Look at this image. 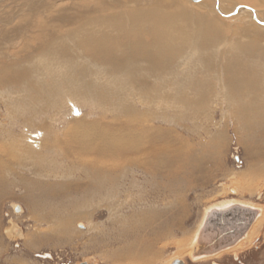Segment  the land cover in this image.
<instances>
[{
    "label": "rangeland",
    "instance_id": "rangeland-1",
    "mask_svg": "<svg viewBox=\"0 0 264 264\" xmlns=\"http://www.w3.org/2000/svg\"><path fill=\"white\" fill-rule=\"evenodd\" d=\"M0 1L10 8L9 12L0 8V59L7 62L0 76L12 77L0 80V264H264V3L261 7L243 2L234 6L225 0L224 10L219 0H186L196 11L212 9L216 13L220 31L219 36L214 34L219 39L216 44L183 48L176 44L178 49L170 57L153 55L151 62L143 45L134 56H124L131 67L124 62L122 70L111 64L105 66L112 69H90L83 74L86 82L80 79L94 89L95 107L90 110L72 101L70 94L75 96L78 90L75 84L65 90L60 74H56L60 78L53 77L56 84H43V92L32 95L30 90L39 89L34 79L39 77L18 67L28 63L29 53H15L24 47L30 52L34 48L31 42L35 46L40 42L32 41L39 16L53 28H69L61 16L84 6L104 5V1L114 5L117 0ZM118 1L121 9L90 8L87 13L90 17L111 16L133 11L137 1L147 3ZM206 2L211 4L209 8L204 6ZM30 3H43L44 9L32 12ZM176 3H168L167 13L188 9ZM35 14L34 19L31 15ZM4 19L10 20L9 25ZM21 22L28 25L27 32L23 29L26 33L21 39L4 46L7 36L27 26ZM53 37L48 32L42 41L53 43L59 35ZM29 41L28 46L22 45ZM71 48L82 56L92 53L79 44ZM118 50L113 53L122 57ZM10 53L14 56L9 58ZM80 93L77 97L86 93L83 87ZM91 123L97 125L101 137L164 131L159 138L170 141L166 147L175 152L171 154L175 167L168 174L152 175L129 163L132 158L127 152L142 157L129 149L117 157L126 162L121 169H92V163H85L87 171L67 146L66 131ZM45 132L57 135H53L58 143L52 158L32 144L39 143ZM102 141L100 138L96 146L103 148ZM159 142L155 144L162 146ZM135 144L132 147L146 148L141 142ZM14 151L19 154L10 155ZM106 159L102 160L110 161ZM235 204L257 211L245 237L228 251L196 258L192 240L204 229L208 211ZM235 213L247 220L251 217L248 210ZM256 226V237L243 244Z\"/></svg>",
    "mask_w": 264,
    "mask_h": 264
},
{
    "label": "bare ground",
    "instance_id": "bare-ground-1",
    "mask_svg": "<svg viewBox=\"0 0 264 264\" xmlns=\"http://www.w3.org/2000/svg\"><path fill=\"white\" fill-rule=\"evenodd\" d=\"M228 1L229 0H227V2ZM260 1L258 2L257 0H231L232 4H234V6L237 3L243 2L244 4L252 3L256 6L261 7V5H262L261 3H264V0H260ZM3 2H4V0L2 1V4H3ZM134 2H136V1H134ZM144 2H147V3L143 4V1H137V3H135L134 8L132 5L131 8L134 10L131 12H128L127 10H126V12L125 11H122L119 13L114 12V14H112L111 16L90 17V15H88V13H87V10L90 8H94V9L99 8V9H103V10L107 11V10L111 9L112 6H113V8H118V9L120 8L121 9L120 1L117 0V2L114 5H110L106 1H104L103 2L104 5L84 6V8L86 10L85 9H79L72 14L60 17V20H62V22H65V24L68 23L69 28H63L62 27L63 25L53 28V27L47 25L48 24L47 22H44L42 15L39 16L38 19H40V20L37 22H34V24H35L34 26H35L37 31L39 30V34L37 33L36 30L33 31L34 33L36 32V34L33 35L34 38L32 37V41H39L40 40V42L36 46L34 45V43L31 42V45L34 46V48L30 52H27L28 48L24 47L23 49H18L20 51L15 53L16 56L17 55L20 56L21 54L25 55V53H29L27 56L28 59L26 58V60H25L28 63H25V66H21V65H24V63H23L21 65H18V67H21V68L23 67L24 70H27L28 72L31 71L32 72V73L30 72L31 74H35V75L37 74L36 76L39 77L38 79H36V77L34 78L36 80L35 85L38 86L39 89H32L29 92L32 93V95L37 92V95H39L38 90H40L42 92L44 90V89H41V88H44L43 84H45L46 86L47 85L50 86L48 84L49 82L56 84L57 82L55 83L53 81V77L54 78L56 77V79H57V77L60 78L58 75H56V74H60V76L62 78L61 82L65 86V90L67 89V87H70L73 84H75L76 89L78 90L79 94L76 93L75 96L70 94L72 101H75L76 103H79L80 105L84 104V106H86L90 110H92L95 107V104H94V102H95L94 98L95 97H92L93 92L91 90V88L93 89V87H91L89 83L83 84V82L80 81V79H82V80H85V82H86L87 79L84 78L83 74H86V72H88L90 69L91 70H97V68H103V67L107 68V66H110V64H111V65H115L114 66L115 68H118V69L120 68V70H122L123 67L125 68L126 63H127L126 67H129L130 66L129 61H128L129 58L124 57V56L127 54H133L134 51L137 49V47H138V49H141V46H143V45L146 47V51H147L146 57L151 62V61H153V60H151V58L154 57L153 55H155V56L163 55L164 56V55L169 54V57H170L171 53H173V50H175L177 48V47L175 48L176 44H179L178 46L180 48H183L184 46L186 47L188 45H189V47H193L197 44L198 45L201 44V46L209 47V46H212L213 44H216V41H217L216 39H218V37H215L214 34L219 36V33H218L219 30L217 27L218 23L214 17L216 15V13L212 9L206 10L205 12L198 11V10L196 11L194 8L193 9L191 8V7H193L191 5V2L186 1V0H144ZM176 2H178V3H176ZM219 2H220V6L224 9V6H226L225 0H219ZM40 3H30L31 7L33 8L32 12L35 10H38L39 8H43V5H42L43 3L42 4H40ZM168 3L170 4L169 6H171V3H173V4L176 3L177 7L188 8V9H180L179 8L180 9L179 11L167 13ZM205 4L206 5H204V6H207V8H209L211 5L208 2H206ZM26 6H28V4H25V7ZM0 8H5V10L7 12H9V9H10V8H8V6H3L1 4H0ZM126 8H127V6H126ZM204 8H206V7H204ZM25 13H28V12H25ZM62 13H63V11H62ZM31 16L34 19L37 18L36 14L31 15ZM126 16L129 17L128 21H126V19H127ZM27 17H29V16H27ZM32 17H31V19H32ZM26 19L30 20V18H26ZM3 22L5 25H9L8 22H10V20L4 19ZM23 22H21L22 26H26L27 24L23 23ZM14 26H15V24H14ZM60 27L63 28V30ZM23 29L26 30V32H27L28 25L26 27H22V28L18 27L14 31V33H13L14 35L9 36V37L7 36L5 41L3 42L4 46H7V44H13V42H15V39H17V40L21 39L20 37L26 33L24 31H22ZM57 29H59V30H57ZM124 29L126 30V33H127L126 35L124 34L125 33ZM56 31H58L60 34L57 33ZM48 32L49 33L51 32V35H53L54 37L56 35H59V37L57 38V40H53V43L51 42L50 39L46 43H44V40L42 41V39L46 36V33H48ZM75 32H77L76 37L72 38V33H75ZM136 34H139L140 36L135 37ZM31 36H32V34H31ZM119 39H121V41H124V42L118 43ZM146 42L148 44H146ZM29 43H30V41L25 42L22 45L28 46ZM72 44L82 45V49L84 47V49L87 51H89V48H91L92 53L88 54L87 56H82V54H81L82 52L78 53V51H76V52L72 51L73 50V48H71ZM115 49H119L118 53H120L122 57H120V55H115L113 53ZM4 53H6V52H4ZM80 54H81V56H80ZM0 55H1V53H0ZM13 56H14V54L10 53V56H7V57L10 58ZM116 56H119V57H116ZM129 56H131V55H129ZM132 56H134V54ZM123 57L126 58V60H124L122 62L121 60ZM74 58H78L79 63L76 62V61H78V59H74ZM1 59H0V73H1V70L3 71L6 68L5 65L7 63L6 61L4 62ZM148 59H146V60H148ZM92 62H97V63H99V65H102V67L95 66L96 63L92 64ZM124 62H125V64H124ZM105 65H107V66H105ZM123 65H125V66H123ZM7 66H9V65H7ZM107 69H112V68L108 67ZM65 72H66V74H65ZM121 72H119V73L123 75V73H121ZM35 75H33V76H35ZM26 76H28V75H26ZM41 77H42V80H41ZM7 78H8V80L12 79V77L10 78L9 76L6 78L4 77V79L2 76H0V80L3 82L8 81ZM43 78H45V81L43 80ZM19 79H21V77H19ZM109 79H112V78L109 77ZM113 79H112V81H113ZM125 79H126V77H125ZM25 80H26V78H25ZM127 83H128V81H127ZM0 84H2V83H0ZM124 85H125V83H124ZM4 86H6V84H4ZM16 87L17 86H15L14 88H16ZM82 87L84 88V92H86V93L85 94L83 93V95H81V97H77L78 95L81 94L80 89ZM62 88L64 89V87H62ZM67 92H69V90ZM61 95H63V94H61ZM40 100H41V98H40ZM48 100H50V99H48ZM52 102L53 101L51 100L50 104ZM31 113H33V112H31ZM87 124H86V126H79L77 128L75 127L76 129H74L73 128L74 126H73L72 129H68V131H66V135L69 136L67 146L72 150V152L74 151L73 155L77 154L79 160H81L82 163H84V165H85V163H90V164L92 163L93 164L92 169L99 168V167H104V169H108V170H110V169L111 170L121 169L122 167H124L126 165V162L118 159L117 157L120 156V154L125 152L126 150L129 151V149L132 150V152H138L139 151V154L142 155L141 158H134L137 154L133 155V153H129L126 151L128 153V154L126 153L128 155V157L132 158V160L129 161V163H133L134 165H140L141 167H143V169L147 170L148 173H151L152 175H157L158 173L164 174L166 172L168 174V171L170 170V168H172L173 166L175 167V165H174L175 162L172 161V157H171V154H173L175 152H173L169 147H166L170 144V141H169V143L167 141L163 142V139L159 138L160 133H165L163 130H161L163 132H153V135H151V133H150V135H147V133L146 134L144 133V135H146V136H142L143 134L140 133L139 131H136V132L132 131V132H130V134L128 136L125 134H123V135L116 134L113 137L109 136V135H105V136L102 135L103 137H101L100 133H99L100 131L98 130L97 125L91 123V125L87 126ZM128 124H131V123H128ZM80 127H81V129H80ZM156 131H159V129H156ZM32 132L35 133L34 131H32ZM53 135L54 134L45 132L41 135L42 139H40L39 143H37L36 141H34L32 143L33 145L37 144L38 148L41 147L40 149L45 150V152H47V156H49L51 158L54 157L53 152L56 151L55 146H57V143H58V139H55L56 140L55 141L53 139V138H55V137H53ZM54 136H57V135L55 134ZM115 137L120 138V140L119 139L115 140ZM100 138L102 140H104V141H102L103 142V148H99L96 146V144L100 141ZM126 138L129 139V141L128 140L125 141ZM159 140L163 142L162 146H160L159 144H155V142L158 143ZM116 141H118V142H116ZM175 141H178V140L176 139ZM140 142L146 148H143L142 146L141 147L143 149H140L139 147L135 148L134 146L132 147V144H134V143L140 144ZM50 145H52V147ZM93 145H95V146H93ZM92 147H94L93 150H92ZM170 147L172 148L171 145H170ZM174 147L176 149L177 146H174ZM16 153L19 154L18 151H14V153L10 154V155H14ZM253 153L255 154V152H253ZM249 154L251 155V153H249ZM256 155L257 154H255L254 157ZM36 156H38V155H36ZM159 156L160 157L163 156V157L161 159H159ZM168 156H170L169 157L170 160L167 158ZM124 157L125 156H123V158ZM177 157L178 156H176V158ZM103 158H107L108 161L109 160L110 161L106 163L102 160ZM174 158H175V156H174ZM69 160H72V159L69 158L68 161ZM175 161H177V160H175ZM1 162H2V159H1ZM85 167H86V165H85ZM86 169H87V171H89L87 167H86ZM175 170H177V169H175ZM176 172H178V171H176ZM96 173L100 174L99 171H96ZM170 174H171V172H170ZM167 176L170 177L169 175H167ZM232 206L237 207L238 205L237 204L228 205V206L221 207L218 209L229 208ZM241 210H243V208H241V207H238L235 209L236 212H240ZM211 211H212V209H210L208 211V213ZM203 225L204 224H202V226ZM253 229L254 230L251 231L253 233H251L250 235H247L245 240L243 239L244 240L243 244L247 245L256 237V235H257L256 233H258L259 228L256 226V227H253ZM195 237L196 238H194V240H192L193 242L191 244V250L193 251V253H194V247L196 245V242L198 241L199 233ZM205 257L206 256H204L202 258H205ZM208 258H210V257H208ZM195 260H197V259H195Z\"/></svg>",
    "mask_w": 264,
    "mask_h": 264
},
{
    "label": "water",
    "instance_id": "water-1",
    "mask_svg": "<svg viewBox=\"0 0 264 264\" xmlns=\"http://www.w3.org/2000/svg\"><path fill=\"white\" fill-rule=\"evenodd\" d=\"M236 208H238V206L213 209L208 213L204 223V230L210 229V226L214 224L215 227H217L216 231L219 229L221 230V233L219 235L216 234L215 237H213L216 239L204 237V233L199 234L193 253L196 258L212 256L223 250H227L234 247L245 237L257 217V211L241 207L243 208V211L248 210L251 214L250 219L247 220L240 218L239 215H234L236 214ZM203 237L206 238V240H204ZM221 241H227V243L223 244ZM175 264H182V262L176 261Z\"/></svg>",
    "mask_w": 264,
    "mask_h": 264
},
{
    "label": "crops",
    "instance_id": "crops-1",
    "mask_svg": "<svg viewBox=\"0 0 264 264\" xmlns=\"http://www.w3.org/2000/svg\"><path fill=\"white\" fill-rule=\"evenodd\" d=\"M235 215V214H234ZM208 216V215H207ZM215 226V225H214ZM204 233V237H209V238H211V239H216V238H213V237H215V235L217 234V235H219L220 233H221V230H218V231H216L215 230V227H212V226H210V229H207V230H202L201 232H200V234H203ZM203 237V239L204 240H206V238H204ZM208 239V238H207ZM221 243H223V244H225V243H227L226 241H221Z\"/></svg>",
    "mask_w": 264,
    "mask_h": 264
},
{
    "label": "flooded vegetation",
    "instance_id": "flooded-vegetation-1",
    "mask_svg": "<svg viewBox=\"0 0 264 264\" xmlns=\"http://www.w3.org/2000/svg\"><path fill=\"white\" fill-rule=\"evenodd\" d=\"M242 216V215H241ZM242 219H246V217L242 216ZM212 227H215L214 224H212ZM217 227H215L216 230ZM219 230V229H218ZM229 239V238H228ZM227 242V241H226Z\"/></svg>",
    "mask_w": 264,
    "mask_h": 264
}]
</instances>
